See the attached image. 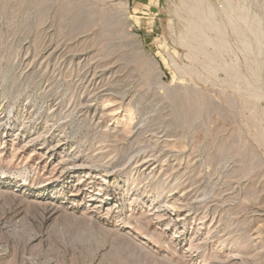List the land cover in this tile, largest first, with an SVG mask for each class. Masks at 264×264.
<instances>
[{"label": "rangeland", "instance_id": "1", "mask_svg": "<svg viewBox=\"0 0 264 264\" xmlns=\"http://www.w3.org/2000/svg\"><path fill=\"white\" fill-rule=\"evenodd\" d=\"M0 264H264V0H0Z\"/></svg>", "mask_w": 264, "mask_h": 264}]
</instances>
